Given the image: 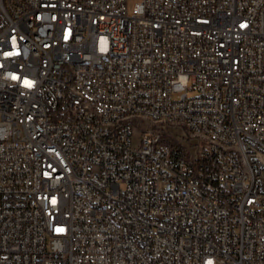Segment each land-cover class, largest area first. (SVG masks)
I'll use <instances>...</instances> for the list:
<instances>
[{
  "label": "built area",
  "instance_id": "obj_1",
  "mask_svg": "<svg viewBox=\"0 0 264 264\" xmlns=\"http://www.w3.org/2000/svg\"><path fill=\"white\" fill-rule=\"evenodd\" d=\"M127 1L0 0V264H264V0Z\"/></svg>",
  "mask_w": 264,
  "mask_h": 264
},
{
  "label": "bare ground",
  "instance_id": "obj_2",
  "mask_svg": "<svg viewBox=\"0 0 264 264\" xmlns=\"http://www.w3.org/2000/svg\"><path fill=\"white\" fill-rule=\"evenodd\" d=\"M87 65V58H76V66ZM255 161L264 162V151L254 150ZM237 162L245 161V153L243 151H236Z\"/></svg>",
  "mask_w": 264,
  "mask_h": 264
},
{
  "label": "rangeland",
  "instance_id": "obj_3",
  "mask_svg": "<svg viewBox=\"0 0 264 264\" xmlns=\"http://www.w3.org/2000/svg\"><path fill=\"white\" fill-rule=\"evenodd\" d=\"M135 1H137V0H128L127 1L128 10L130 12L132 11V6H133V4H134ZM175 97H176V94H174V98ZM133 142L135 144H137V142H138V134L137 133H134Z\"/></svg>",
  "mask_w": 264,
  "mask_h": 264
},
{
  "label": "snow or ice",
  "instance_id": "obj_4",
  "mask_svg": "<svg viewBox=\"0 0 264 264\" xmlns=\"http://www.w3.org/2000/svg\"><path fill=\"white\" fill-rule=\"evenodd\" d=\"M15 79V77H13Z\"/></svg>",
  "mask_w": 264,
  "mask_h": 264
}]
</instances>
